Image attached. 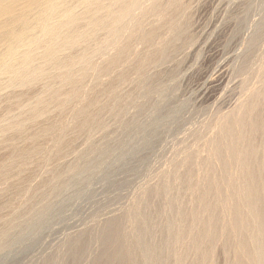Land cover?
Listing matches in <instances>:
<instances>
[{"label":"bare ground","instance_id":"1","mask_svg":"<svg viewBox=\"0 0 264 264\" xmlns=\"http://www.w3.org/2000/svg\"><path fill=\"white\" fill-rule=\"evenodd\" d=\"M187 4L185 0H0V96L8 88L41 86L25 105L17 103V93L9 95L2 111L0 146L11 152L0 156V183L17 176L23 181L16 185L9 179L15 185L6 183L1 189L3 225L2 211L11 208L14 196L20 195L22 202L9 210L12 223L0 229V245L12 230L30 222L32 217L24 218L26 209L47 200L41 186L61 191L67 172H80L81 164L68 170L59 164L75 153L77 140L87 138L82 159L90 153L100 157L107 149L96 145L93 137L107 132L105 120L112 115L120 121L140 96L150 98L154 91L166 90L161 86L164 79L158 82L167 72L165 66L197 42L195 32L191 35L194 19ZM259 39L250 49L261 44ZM263 56L254 71L250 69L254 64L242 62L237 69L243 77L242 92L236 106L209 117L202 135L188 142L183 155L176 154L167 166V181L156 180L159 185L151 188L155 191L147 192L148 188L146 197L133 202L136 208L130 203L135 210L122 219L125 223L118 216L117 222L115 216L116 220H102L103 225L93 229L89 240L93 243L69 246L74 248L71 253L67 250L71 258L78 264H218L220 258L222 264H264ZM124 87L139 96L132 90L125 94ZM40 118L43 123L37 125ZM41 171L55 179L51 176L34 190L31 179ZM161 198L162 210L155 212L154 204ZM107 227L112 228L110 233ZM94 241L100 242L96 248ZM132 250L138 254L128 259Z\"/></svg>","mask_w":264,"mask_h":264},{"label":"rangeland","instance_id":"2","mask_svg":"<svg viewBox=\"0 0 264 264\" xmlns=\"http://www.w3.org/2000/svg\"><path fill=\"white\" fill-rule=\"evenodd\" d=\"M185 2L189 6L191 21L194 19L191 35L195 32L192 37L197 39V42L195 40L194 47L190 48L192 50L188 49L190 52L182 51L179 54L180 58L178 56L170 65L168 63L169 68L165 66L166 69L165 67L161 69L162 72L165 70L167 72L161 75L162 79L158 77V82L164 79L163 84L161 81L160 83L162 87L165 86L166 90L154 91L151 94L152 97L148 96L150 98L140 96L135 103L132 102L134 104L130 105V110H128V105L129 112L127 111L124 119L120 120L122 122L116 118L114 120L112 115V119H107L110 115L106 116L107 132L101 131L100 133L99 131L93 137L96 145L106 147L107 150L102 154L103 156L93 157L90 153L86 154V160L82 159L81 152L86 149L87 138L77 140L74 144L75 153L67 154L59 161V164L63 170L71 169L78 164H81V169L78 174L72 171L67 172L65 179L67 184L61 191L52 192V188L49 190L50 186L43 184L54 175L48 174L47 176L44 171H41L38 176L31 179L32 189L41 185L45 186H41L43 189L46 188L41 195L47 200L43 204H37L34 208L25 210L24 218L32 217V219L18 227L19 229L12 230L2 243L3 245H0V264H78L73 257H70V253L78 245L91 244L92 241L89 240L93 239L92 234L94 235V232L100 228L99 226L103 225L102 220H111L110 218L118 216L120 222L125 223L122 219H126L129 215L132 216L130 213L135 210L132 209L133 202L143 196L146 197L145 192L148 188L147 192L155 191L159 185L157 184L159 179L161 182L165 179L167 181V166L170 167V162L176 159V154L177 157H180V152L183 155L182 151L185 150L183 148H186L190 141L194 143L196 141L194 138L198 139L199 134L202 135L206 129L205 125L214 117V113L222 115L234 109L239 98L237 96H240L242 92V90L239 91L242 88L239 83L242 84L243 77L241 79L242 75L237 74L242 67V62H250V67L254 64L250 68L254 71L258 60L264 55V0H185ZM256 37L260 38L258 43L261 44L250 49V44ZM256 47L257 50H255ZM183 54L184 57L181 56ZM253 54H256L255 57ZM177 63H180L178 64L180 69ZM171 64L176 66L174 73L171 71ZM131 72V75H135L134 71ZM173 74L176 75L175 78ZM167 76H170V80ZM156 78L153 79L156 81ZM38 87L8 88L3 93L4 96H0V119L4 113L2 111L7 108L9 95L13 97L17 93L16 95L19 96L16 99L17 103L21 102V105L23 103L25 105L36 97L35 93L39 94L41 86L39 90ZM124 88L125 94L132 92L138 95V92H134L132 88ZM38 123H43V119L40 118L36 124L39 125ZM47 145L50 146V143L48 142ZM10 152L11 149L0 146V156L7 153L5 157ZM33 167L34 165L28 166V168ZM18 177H15L14 181L9 179L13 182L17 181L15 184L18 185L23 181V176L19 179ZM9 179L8 182L0 183V192L7 185L6 183L10 182ZM54 179L55 177L52 178ZM154 186L155 189L152 190ZM20 199V195L14 196L11 201L12 209L14 206L17 209V204L22 202ZM156 202L161 207L163 206L162 198ZM157 204H154L156 205L154 209H158L155 212L162 210ZM20 205L21 203L18 206ZM11 208L7 209L11 210ZM133 208H136L135 204ZM154 209L152 208V212ZM9 210L4 209L2 213L10 224L6 225L8 222L6 223L3 218L5 227L0 223V226L3 225L0 229L9 228L12 223V220L9 221L12 211L10 214ZM118 218L116 222L119 221ZM122 223L121 226L127 225ZM110 228H108V233L112 230ZM157 237L159 238V235ZM96 244L99 246L100 242H96L93 246L95 247ZM69 246H74V248L69 249ZM136 254H138L137 250H132L126 254V257L134 259ZM221 261L220 258L218 264H222L223 261ZM82 264L90 263L83 262ZM113 264L119 263L113 262ZM136 264H139V261Z\"/></svg>","mask_w":264,"mask_h":264}]
</instances>
